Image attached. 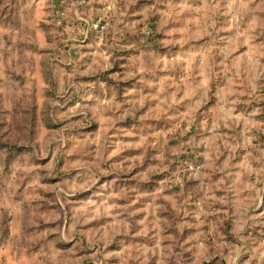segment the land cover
Returning <instances> with one entry per match:
<instances>
[{"label": "rangeland", "instance_id": "rangeland-1", "mask_svg": "<svg viewBox=\"0 0 264 264\" xmlns=\"http://www.w3.org/2000/svg\"><path fill=\"white\" fill-rule=\"evenodd\" d=\"M0 264H264V0H0Z\"/></svg>", "mask_w": 264, "mask_h": 264}, {"label": "built area", "instance_id": "built-area-1", "mask_svg": "<svg viewBox=\"0 0 264 264\" xmlns=\"http://www.w3.org/2000/svg\"><path fill=\"white\" fill-rule=\"evenodd\" d=\"M88 27L96 32H103L111 23V18L108 15L95 17L91 21L86 22Z\"/></svg>", "mask_w": 264, "mask_h": 264}]
</instances>
